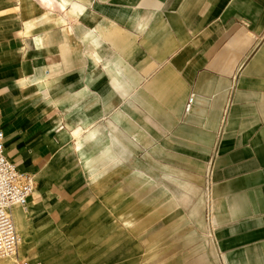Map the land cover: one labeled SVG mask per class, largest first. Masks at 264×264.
Instances as JSON below:
<instances>
[{"label":"crops","instance_id":"1","mask_svg":"<svg viewBox=\"0 0 264 264\" xmlns=\"http://www.w3.org/2000/svg\"><path fill=\"white\" fill-rule=\"evenodd\" d=\"M145 82L178 94L164 112L163 146L179 148V161L154 142L153 120L136 119L145 99L134 92ZM0 122L8 159L35 181L25 210L12 209L20 257L45 264L98 209L107 189L96 182L121 167L130 173L114 196L142 188L151 208L189 202L182 156L196 147L212 150V264H264V0H0ZM60 135L89 185L61 178ZM116 221L131 229L136 218Z\"/></svg>","mask_w":264,"mask_h":264},{"label":"rangeland","instance_id":"2","mask_svg":"<svg viewBox=\"0 0 264 264\" xmlns=\"http://www.w3.org/2000/svg\"><path fill=\"white\" fill-rule=\"evenodd\" d=\"M163 39L162 35L158 40ZM148 47V44H145L138 52L137 61L141 66H135L134 69L140 77L147 75L149 69ZM162 59L161 56L157 62ZM76 63L81 64L79 60ZM163 64L157 66L158 73H163ZM130 69L132 71L133 67ZM71 79L79 80L78 73H74ZM155 84L153 83L151 91L147 82L136 86L134 93L142 94L145 99L144 105H138L140 115L136 119L138 118L139 125L142 124V118L153 120L158 128V131L152 135L154 142L168 151L173 150L175 152L173 159L179 161L181 159L177 154L179 148H172L170 145L164 147L166 136L170 134L164 131V112L167 107L170 109L177 103L178 94L172 89L166 94L164 83L160 84L159 89ZM156 85L158 86V83ZM149 113H152V117ZM60 140L61 178H69L68 180L72 182L77 178L79 182L84 180L86 186L89 185L77 165L70 145L63 142L61 135ZM185 149L188 153L182 158L186 167L188 185L185 189L189 202L180 207L174 206L172 210L161 207L151 208L147 204L148 194L141 187V193L135 195L136 197L130 194L125 197L114 196L111 191L125 175L130 173L129 167H121L119 168L121 173H115L117 170H114L113 174L109 172L104 179L96 182L102 181L101 186L107 189V192L95 201L98 209L94 212H86L78 225L65 233L66 239L60 246L43 262L45 264H179L180 257L188 254L189 264H212L213 241L208 223L209 212L205 207L209 195L212 150L208 155H201L197 153L201 148ZM146 175L148 176V173ZM152 181L153 178L150 177H143L140 180L144 185L151 184ZM73 187L75 188V185ZM160 190L157 196L161 193ZM158 197L161 199L160 195ZM174 197L179 196L174 195ZM122 212H129L136 218L135 225L131 229H122L116 221V215ZM0 264L15 263L13 260H4L0 261Z\"/></svg>","mask_w":264,"mask_h":264},{"label":"built area","instance_id":"3","mask_svg":"<svg viewBox=\"0 0 264 264\" xmlns=\"http://www.w3.org/2000/svg\"><path fill=\"white\" fill-rule=\"evenodd\" d=\"M194 97L188 100L185 111L189 112ZM35 190L33 175L19 169L8 159L5 137L0 122V261L13 260L15 264H42L18 255L19 235L12 218V209L26 208Z\"/></svg>","mask_w":264,"mask_h":264},{"label":"bare ground","instance_id":"4","mask_svg":"<svg viewBox=\"0 0 264 264\" xmlns=\"http://www.w3.org/2000/svg\"><path fill=\"white\" fill-rule=\"evenodd\" d=\"M75 9H78V8H76L75 7ZM78 138H77V143H80L81 142V140H80V136H77ZM89 159V156H85L84 158H83V160H85V161H87ZM132 166H136V164L134 163V164H132ZM144 178H149V176H147V175H144L143 176ZM20 239V238H19ZM20 242V241H19Z\"/></svg>","mask_w":264,"mask_h":264}]
</instances>
